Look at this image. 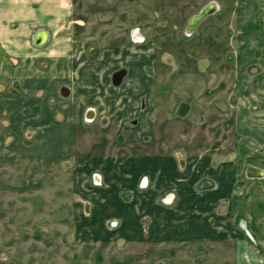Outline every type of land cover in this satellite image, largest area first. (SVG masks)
Here are the masks:
<instances>
[{
    "label": "rangeland",
    "instance_id": "rangeland-1",
    "mask_svg": "<svg viewBox=\"0 0 264 264\" xmlns=\"http://www.w3.org/2000/svg\"><path fill=\"white\" fill-rule=\"evenodd\" d=\"M71 10L61 38L79 59L150 56L155 134L130 143L89 111L71 151L68 99L36 87L51 62L0 43V264H236L240 242L260 245L244 209L264 202L254 28L264 0H71Z\"/></svg>",
    "mask_w": 264,
    "mask_h": 264
},
{
    "label": "crops",
    "instance_id": "crops-1",
    "mask_svg": "<svg viewBox=\"0 0 264 264\" xmlns=\"http://www.w3.org/2000/svg\"><path fill=\"white\" fill-rule=\"evenodd\" d=\"M71 16V0H0V43L4 53L34 62L49 59L52 64L51 75L41 83L37 82L36 87L46 94L47 90L51 91V95H57L60 100L68 99V111L62 123L68 128L66 134L71 136V151L74 132L90 119L93 113L87 115L89 111L113 120L117 128L128 135L130 143H138L155 134L151 116L155 106V81L152 65L145 67L146 58L150 56L142 60L144 55H134L136 57L129 60L122 57L125 55L122 52L118 60L112 58L115 54L104 53L100 63L96 64L79 59L81 56L74 52L72 38H61L66 30L69 33ZM254 28L259 31L257 38L262 47L264 21L259 23V28ZM261 50L263 56L264 48ZM118 62L122 65L116 67ZM121 70H125L126 75L121 84L115 86L113 77ZM64 88L69 91L67 97L62 94ZM48 96L45 98L51 97ZM36 108H39L38 104L32 110L37 112ZM55 128L51 127V130ZM260 199L264 200V193ZM244 214L251 230L260 239V245L246 247L240 242L236 264H264V202L257 209H244Z\"/></svg>",
    "mask_w": 264,
    "mask_h": 264
},
{
    "label": "water",
    "instance_id": "water-1",
    "mask_svg": "<svg viewBox=\"0 0 264 264\" xmlns=\"http://www.w3.org/2000/svg\"><path fill=\"white\" fill-rule=\"evenodd\" d=\"M206 9V8H205ZM205 9H203L200 13H202V20H203V18L204 17H206L209 13H211V11L213 10H211V9H208L207 11L205 10ZM199 13V14H200ZM125 75H126V71L125 70H121V71H119V72H117V73H115V75H114V77H113V83H114V85L115 86H118V85H120L121 84V82H122V80H123V78L125 77ZM63 93V96H65V97H67L68 96V89L67 88H64L63 89V91H62Z\"/></svg>",
    "mask_w": 264,
    "mask_h": 264
},
{
    "label": "bare ground",
    "instance_id": "bare-ground-1",
    "mask_svg": "<svg viewBox=\"0 0 264 264\" xmlns=\"http://www.w3.org/2000/svg\"><path fill=\"white\" fill-rule=\"evenodd\" d=\"M208 9H215L214 5H209L205 10L207 11ZM202 13L194 16L192 19H191V26L194 27V26H197L201 21H202Z\"/></svg>",
    "mask_w": 264,
    "mask_h": 264
}]
</instances>
